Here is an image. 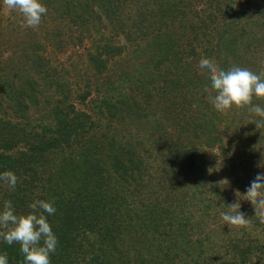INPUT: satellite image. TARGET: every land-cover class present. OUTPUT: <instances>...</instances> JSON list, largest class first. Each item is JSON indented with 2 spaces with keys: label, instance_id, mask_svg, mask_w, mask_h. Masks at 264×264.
<instances>
[{
  "label": "trees",
  "instance_id": "trees-1",
  "mask_svg": "<svg viewBox=\"0 0 264 264\" xmlns=\"http://www.w3.org/2000/svg\"><path fill=\"white\" fill-rule=\"evenodd\" d=\"M42 2L36 28L13 10V38L0 18V172L18 177L0 210L54 202L51 264H264V209L245 196L264 124L216 111L198 66L264 72V0ZM67 48L86 51L73 81L47 55ZM237 211L247 222L226 224ZM0 251L23 264L18 243Z\"/></svg>",
  "mask_w": 264,
  "mask_h": 264
},
{
  "label": "clouds",
  "instance_id": "clouds-1",
  "mask_svg": "<svg viewBox=\"0 0 264 264\" xmlns=\"http://www.w3.org/2000/svg\"><path fill=\"white\" fill-rule=\"evenodd\" d=\"M0 2L8 10H18L22 14V27H38L48 12L42 0ZM198 66L215 92L212 96V106L216 111L225 112L232 107L247 108L260 118L255 121L257 127L264 124V107L253 103L254 97L264 98V72H255L239 65L225 69L203 55ZM17 182L18 177L14 172H0V183L6 184L9 190L14 191ZM245 196L256 212L264 209V172L256 174L246 188ZM28 208L30 211L26 214H17L10 200L4 203L3 209L0 210V238L7 245H20L23 264H51V255L57 251L58 246V237L49 222V217L57 211L55 204L51 200L36 199ZM221 216L228 225H242L247 222V218L239 211L222 212ZM0 264H9L6 252L0 251Z\"/></svg>",
  "mask_w": 264,
  "mask_h": 264
},
{
  "label": "rangeland",
  "instance_id": "rangeland-1",
  "mask_svg": "<svg viewBox=\"0 0 264 264\" xmlns=\"http://www.w3.org/2000/svg\"><path fill=\"white\" fill-rule=\"evenodd\" d=\"M14 11L13 10H8L5 6H3L2 2H0V18L2 19V23L4 25V28L6 29L7 33L13 38V35H11L12 31H11V27H10V21H11V17H12V13ZM9 23V24H8ZM123 37L120 36V40L123 41L122 39ZM134 44V43H133ZM85 48H88L91 43L89 41H85L83 43ZM128 49L130 50L129 54H136V55H141V53H138V46H136L134 44V47L131 46V44L128 45ZM49 52H47V55L50 57V59H52V66L56 67L59 71L60 74H62L63 77H65L64 79L66 80H74V77H76V75H74V71L71 72V68L69 67V64H74L77 63L79 61L80 56H83V54L86 52L85 49H79L78 52L81 53H77L76 50H72L70 48H67L63 53H57L56 51L52 52V49H48ZM134 57V56H133ZM65 66L69 67V71L70 74L67 73L65 71ZM72 73V74H71ZM39 81V79L37 80ZM76 105L77 102L75 101ZM85 110L89 111L88 108L83 107Z\"/></svg>",
  "mask_w": 264,
  "mask_h": 264
}]
</instances>
